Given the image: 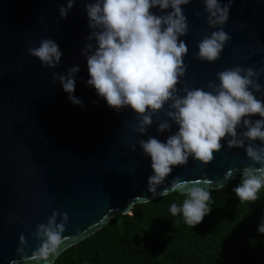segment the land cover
<instances>
[{
    "label": "water",
    "instance_id": "water-1",
    "mask_svg": "<svg viewBox=\"0 0 264 264\" xmlns=\"http://www.w3.org/2000/svg\"><path fill=\"white\" fill-rule=\"evenodd\" d=\"M85 2L76 0L61 18L58 9L66 7L67 0H0V264H34L22 256H31L39 246L41 241L33 233L54 210L66 212L69 219L59 253L50 256L47 264L113 217L130 214L134 204L159 197L176 178L219 189L252 164L244 148L229 150L222 141V149L208 165L189 157L187 165L173 168L155 195L149 192L151 158L143 154L138 141L155 137L166 142L178 126L169 121L170 131H157L167 119L165 105L140 135L133 131L138 117L131 108L117 113L87 85L90 77L82 49L90 29ZM204 7L203 0L182 6L189 29L180 37L188 48L187 70L177 85L180 95L184 87L211 91L207 82L226 68L264 67V0H233L223 26L231 40L214 62L193 55L203 37L216 30L206 23ZM152 11L161 14L158 8ZM44 38L53 39L63 53L56 68L44 67L28 55V48L38 47ZM72 66L80 69L73 95L83 101V108L74 105L52 79L54 72L66 74ZM259 83L264 85V73ZM256 95L264 100V92ZM20 247L23 253L18 252Z\"/></svg>",
    "mask_w": 264,
    "mask_h": 264
},
{
    "label": "clouds",
    "instance_id": "clouds-1",
    "mask_svg": "<svg viewBox=\"0 0 264 264\" xmlns=\"http://www.w3.org/2000/svg\"><path fill=\"white\" fill-rule=\"evenodd\" d=\"M75 3L76 0H67V6L58 9L59 16L66 18ZM189 3L190 0H86L90 29L82 49L90 77L86 83L117 113L131 108L138 117L133 131L140 135L147 132L153 116L167 105V119L158 124L157 131H170L169 121L178 130L166 142L155 137L138 141L143 154L151 158L148 191L153 195L174 167L187 165L189 157L206 166L214 159V153L222 149V141H226L229 150L244 148L252 161L243 168L233 192L240 202H255L264 187V100L256 95L264 92V85L259 83L264 67L226 68L216 73V80L207 82L211 91L184 87V95H180L177 85L185 76L184 57L188 54L180 37L189 29L182 6ZM203 3L206 23L216 30L203 37L193 55L201 61L214 62L231 40L223 26L229 19L233 0H203ZM154 8L161 14L154 13ZM28 55L39 59L44 67L56 68L63 53L53 39L44 38L38 47L28 48ZM79 71L78 66H72L66 74L54 72L52 79L60 83L74 105L83 108V101L73 95ZM253 116L260 119L253 120ZM131 150H136L135 144ZM257 164L260 166L255 167ZM170 193L186 197L181 206L172 203L169 211L173 216L182 214L184 222L192 228L211 212V192L199 182L176 178L170 182V188L165 187L159 194L166 197ZM68 219L66 212L54 210L47 223L38 224L33 233L41 243L31 256L25 254L22 259L47 264L50 256L58 255ZM258 231L264 234V221ZM24 239L21 235V242ZM18 252L23 253L24 248H18Z\"/></svg>",
    "mask_w": 264,
    "mask_h": 264
},
{
    "label": "trees",
    "instance_id": "trees-1",
    "mask_svg": "<svg viewBox=\"0 0 264 264\" xmlns=\"http://www.w3.org/2000/svg\"><path fill=\"white\" fill-rule=\"evenodd\" d=\"M240 175L211 192V212L193 228L170 205L180 193L136 203L52 264H264V187L255 202H240L233 188Z\"/></svg>",
    "mask_w": 264,
    "mask_h": 264
}]
</instances>
